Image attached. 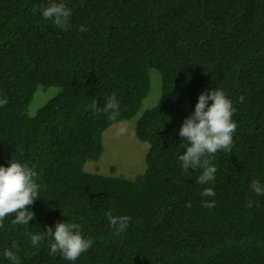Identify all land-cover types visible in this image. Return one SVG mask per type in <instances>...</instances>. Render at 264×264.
I'll return each instance as SVG.
<instances>
[{
    "label": "trees",
    "instance_id": "16d2710c",
    "mask_svg": "<svg viewBox=\"0 0 264 264\" xmlns=\"http://www.w3.org/2000/svg\"><path fill=\"white\" fill-rule=\"evenodd\" d=\"M51 3L70 9L67 30L42 16ZM152 70L159 103L136 124L149 144L145 171L132 179L86 172L104 153L106 130L139 113ZM53 87L30 116L38 92ZM215 89L231 101L237 127L231 151L209 157L214 180L201 185L202 168H181L179 130L199 96ZM113 94L117 120L94 114L92 104L103 108ZM5 99L0 167L34 168L39 198L27 206L29 224H13L15 214L0 222V264H15L5 250L19 264H264V195L250 187L264 186V0H0ZM205 188L215 196L203 197ZM109 211L130 217L123 233ZM58 222L79 224L92 241L76 261L50 255L46 233ZM31 235L43 236L38 246Z\"/></svg>",
    "mask_w": 264,
    "mask_h": 264
},
{
    "label": "clouds",
    "instance_id": "9594fccd",
    "mask_svg": "<svg viewBox=\"0 0 264 264\" xmlns=\"http://www.w3.org/2000/svg\"><path fill=\"white\" fill-rule=\"evenodd\" d=\"M42 16L52 20L53 24L61 29L67 30L70 26L71 11L65 4L51 3L43 8ZM81 32L86 31L83 26ZM212 101L211 106L208 102ZM239 102H244V97L239 98ZM7 104V100H0V105ZM93 113L103 112L108 114V118L116 121L120 115V104L115 94L107 98L103 108L94 102L91 106ZM234 109L232 103L226 98L222 90L215 89L210 92L202 93L195 106L194 113L187 118L180 130L179 136L185 141L186 152L179 156L181 168L185 173L188 169L202 168L203 172L199 176L197 183L204 185L214 180L216 167L210 166L209 157L218 150L231 151L233 136L236 130V123L231 119ZM127 129L120 126L117 135L125 134ZM37 176L34 168L21 165L12 161L8 167H0V222L6 216L15 214L12 223L16 225H26L34 219L31 211L26 210L38 199L39 185L34 181ZM251 189L257 195H264V186L259 181L253 180L250 184ZM203 197H214L215 192L211 188H205L201 193ZM190 207V205H188ZM204 207H215V201H204ZM251 201L248 207H252ZM110 226L117 234L123 233L128 227L130 217H114L111 211L106 213ZM47 236L54 242L50 245V255L59 252L64 259L76 261L81 254L91 247L92 241L84 239L80 234V225L76 223L58 222L55 231L51 227L47 229ZM43 239L42 235H31V243L38 246ZM13 247H16L14 244ZM5 258L19 264L17 256L12 250H5Z\"/></svg>",
    "mask_w": 264,
    "mask_h": 264
},
{
    "label": "rangeland",
    "instance_id": "374dc122",
    "mask_svg": "<svg viewBox=\"0 0 264 264\" xmlns=\"http://www.w3.org/2000/svg\"><path fill=\"white\" fill-rule=\"evenodd\" d=\"M151 91L144 100L137 116L128 121L114 124L103 135L104 153L99 161H88L84 167L86 172H99L104 175L134 178L146 169L145 156L149 144L141 142L136 136V124L140 116L158 105L161 95V79L156 70H152ZM41 88V87H39ZM38 88V89H39ZM57 92L56 88H42L29 107L28 114L33 116ZM124 126L127 131L117 135V129Z\"/></svg>",
    "mask_w": 264,
    "mask_h": 264
}]
</instances>
